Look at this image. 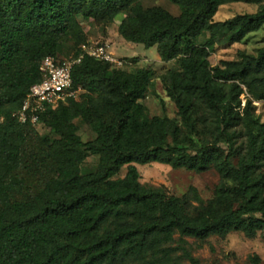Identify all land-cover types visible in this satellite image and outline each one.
Segmentation results:
<instances>
[{"label": "trees", "instance_id": "trees-1", "mask_svg": "<svg viewBox=\"0 0 264 264\" xmlns=\"http://www.w3.org/2000/svg\"><path fill=\"white\" fill-rule=\"evenodd\" d=\"M146 1L0 0V264H201L187 237L264 230V121L255 105L264 102V46L210 60L216 43L241 42L264 26V0H169L179 15ZM236 2L259 8L215 20ZM120 16L126 40L176 62L162 82L181 122L150 116L151 68L128 71L85 55L73 70L78 96L40 115L49 132L19 123L13 113L42 81L44 58L78 56L91 41L80 18L108 27ZM89 154L98 164L85 174ZM153 162L216 169L215 197L204 203L195 187L179 197L146 186L136 164Z\"/></svg>", "mask_w": 264, "mask_h": 264}, {"label": "rangeland", "instance_id": "rangeland-1", "mask_svg": "<svg viewBox=\"0 0 264 264\" xmlns=\"http://www.w3.org/2000/svg\"><path fill=\"white\" fill-rule=\"evenodd\" d=\"M147 6H163L174 15L180 14V9L169 0H147ZM258 4L236 2L222 5L216 16V21H224L238 14L252 13L257 11ZM118 20L108 27L98 25L92 20L80 18L89 39L93 42H105L110 45V49L118 58H122L125 64L119 68L128 71H134L139 67L151 68L154 71V92L150 93L143 102L148 108L150 116L168 115L181 122L176 103L168 96L165 86L162 82V76L169 69L176 68L175 61L164 62L161 60L157 46L147 48L142 43H134L126 40L119 33ZM210 38V34H205L201 41ZM264 46V26L253 33H250L241 42L234 44L216 43L215 50L210 60L213 65L219 64L223 60H233L238 57L240 51H246L251 54H257L258 49ZM61 57H65L61 55ZM138 57V62L128 61V58ZM80 90H77V96ZM245 102V100H244ZM257 113L264 121V102L255 101ZM81 126V136L84 141L92 138L91 130L84 125L81 120H76ZM39 131L43 134L49 132L44 125L39 126ZM98 156L89 154L82 164L83 173L94 172L97 168ZM140 172V180L148 187L159 189L168 196L182 197L189 193L191 187L197 188L200 197L204 203L209 202L215 197L216 189L221 181L220 174L214 168L197 172L185 168H174L167 164L153 162L147 165L136 164ZM128 170L124 166L116 177H124ZM192 203L198 205L196 200ZM189 248L192 254L200 260L201 264H264V230L258 232L255 237H249L242 231H233L226 237L212 235L205 240H197L187 237ZM176 245V243L174 244ZM181 250L177 255H181ZM181 264H191L186 258L181 259Z\"/></svg>", "mask_w": 264, "mask_h": 264}, {"label": "built area", "instance_id": "built-area-1", "mask_svg": "<svg viewBox=\"0 0 264 264\" xmlns=\"http://www.w3.org/2000/svg\"><path fill=\"white\" fill-rule=\"evenodd\" d=\"M81 47L78 56L44 58L41 65L42 81L31 87L21 108L13 113L19 123H32L39 127L40 115L49 107L65 103L70 97H77V91L73 89V70L85 55L108 62L114 67L125 64L122 58L115 56L108 43L90 41Z\"/></svg>", "mask_w": 264, "mask_h": 264}]
</instances>
